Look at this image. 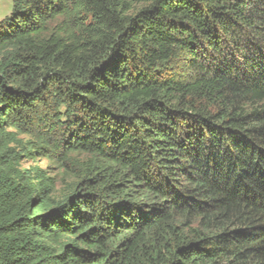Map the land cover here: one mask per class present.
Listing matches in <instances>:
<instances>
[{
	"label": "trees",
	"instance_id": "16d2710c",
	"mask_svg": "<svg viewBox=\"0 0 264 264\" xmlns=\"http://www.w3.org/2000/svg\"><path fill=\"white\" fill-rule=\"evenodd\" d=\"M0 264H264V0H12Z\"/></svg>",
	"mask_w": 264,
	"mask_h": 264
},
{
	"label": "rangeland",
	"instance_id": "374dc122",
	"mask_svg": "<svg viewBox=\"0 0 264 264\" xmlns=\"http://www.w3.org/2000/svg\"><path fill=\"white\" fill-rule=\"evenodd\" d=\"M12 12V0H0V22L10 16ZM31 163V162H30ZM24 167L28 164L24 162ZM32 166L45 170L47 176L52 179L54 201L59 202L69 195L72 185L75 182V168L57 169L56 165L46 160L36 158L32 162ZM76 171V170H75ZM77 172V171H76Z\"/></svg>",
	"mask_w": 264,
	"mask_h": 264
}]
</instances>
